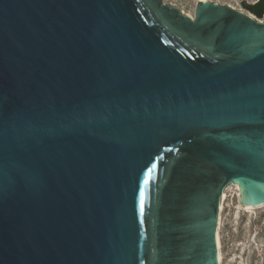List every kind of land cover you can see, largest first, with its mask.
Here are the masks:
<instances>
[{
	"label": "water",
	"instance_id": "water-1",
	"mask_svg": "<svg viewBox=\"0 0 264 264\" xmlns=\"http://www.w3.org/2000/svg\"><path fill=\"white\" fill-rule=\"evenodd\" d=\"M232 184L264 206V16L0 0V264H218Z\"/></svg>",
	"mask_w": 264,
	"mask_h": 264
},
{
	"label": "rangeland",
	"instance_id": "rangeland-1",
	"mask_svg": "<svg viewBox=\"0 0 264 264\" xmlns=\"http://www.w3.org/2000/svg\"><path fill=\"white\" fill-rule=\"evenodd\" d=\"M197 1L199 0H165L166 3L175 5L182 12L190 15L193 14ZM207 1L230 5L249 13L240 2L253 4L257 0ZM225 190L226 195L222 210L219 211L220 222L217 226L221 252L220 264H264V206L248 212L238 211L239 188L237 185H229Z\"/></svg>",
	"mask_w": 264,
	"mask_h": 264
},
{
	"label": "bare ground",
	"instance_id": "bare-ground-1",
	"mask_svg": "<svg viewBox=\"0 0 264 264\" xmlns=\"http://www.w3.org/2000/svg\"><path fill=\"white\" fill-rule=\"evenodd\" d=\"M201 1H206V0H201ZM187 14V13H186ZM187 15H189V16H192V15H190V14H187ZM233 185V184H232ZM228 187V186H227ZM226 187V188H227ZM237 188H239V186L237 185ZM226 190H224V192H223V194H222V196H221V199H220V204H219V211H221L222 210V205H223V200H224V198H225V195H226V192H225ZM238 196H239V203H238V205H237V209H238V211H244V212H248V211H251V210H253L255 207H252V206H243L241 203H240V188H239V194H238ZM222 201V202H221ZM257 208H259V207H257ZM219 222H220V218H219V216H218V224H217V226L219 225ZM218 228V227H217ZM216 244H217V252H218V264H220V262H221V252H220V241H219V234H218V231L216 230Z\"/></svg>",
	"mask_w": 264,
	"mask_h": 264
},
{
	"label": "trees",
	"instance_id": "trees-1",
	"mask_svg": "<svg viewBox=\"0 0 264 264\" xmlns=\"http://www.w3.org/2000/svg\"><path fill=\"white\" fill-rule=\"evenodd\" d=\"M244 8L256 18L260 19L264 15V0H257L253 4H244Z\"/></svg>",
	"mask_w": 264,
	"mask_h": 264
}]
</instances>
